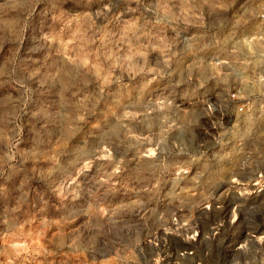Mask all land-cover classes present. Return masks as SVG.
<instances>
[{"label": "rangeland", "instance_id": "obj_1", "mask_svg": "<svg viewBox=\"0 0 264 264\" xmlns=\"http://www.w3.org/2000/svg\"><path fill=\"white\" fill-rule=\"evenodd\" d=\"M260 4L0 0V264H264V119L208 59Z\"/></svg>", "mask_w": 264, "mask_h": 264}, {"label": "built area", "instance_id": "obj_2", "mask_svg": "<svg viewBox=\"0 0 264 264\" xmlns=\"http://www.w3.org/2000/svg\"><path fill=\"white\" fill-rule=\"evenodd\" d=\"M260 5L258 22L241 34V38L233 39L229 49L212 54L208 59L213 67L224 71L222 75L229 85L226 97L236 112L264 119V0ZM251 180L253 184L248 181L246 187H255V179Z\"/></svg>", "mask_w": 264, "mask_h": 264}]
</instances>
